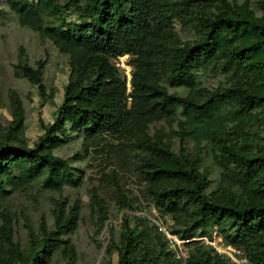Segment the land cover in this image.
Wrapping results in <instances>:
<instances>
[{
	"label": "trees",
	"instance_id": "16d2710c",
	"mask_svg": "<svg viewBox=\"0 0 264 264\" xmlns=\"http://www.w3.org/2000/svg\"><path fill=\"white\" fill-rule=\"evenodd\" d=\"M5 5L20 25L69 58L70 77L53 121L43 125L32 146L12 143L26 113L18 107L12 114L9 139L0 143V204L13 186L82 187L84 171L55 154L76 138L93 145L108 137L126 142L146 124L176 120L182 139L198 148L196 159L185 147L176 153L148 138L136 145L140 150L134 147L154 209L179 237L211 236L217 229L226 245L246 252L250 264H264V0H5ZM179 20L191 34L186 39L175 29ZM124 56L132 67L131 92L116 63ZM16 69L45 95L42 63ZM209 74L223 78L208 86ZM124 218L120 240L111 237L100 264H112L114 255L117 264H232L202 242L191 243L189 258L178 260L146 213ZM76 219L31 233L24 246L3 225L0 264H77L81 254L63 236L77 231Z\"/></svg>",
	"mask_w": 264,
	"mask_h": 264
},
{
	"label": "rangeland",
	"instance_id": "374dc122",
	"mask_svg": "<svg viewBox=\"0 0 264 264\" xmlns=\"http://www.w3.org/2000/svg\"><path fill=\"white\" fill-rule=\"evenodd\" d=\"M175 29L183 39L191 35L180 20L175 22ZM22 63L33 68L42 63L45 95L42 96L37 87L16 72L17 65ZM116 63L127 76L131 92L129 57H121ZM0 66V143L8 141L14 120L12 114L22 107L26 113V124L12 134V143L32 146L43 133V125L53 121L63 102L70 77L69 58L39 32L20 25L14 11L5 5V0H0ZM222 78L209 74L207 85L217 86ZM180 131L179 122L172 120L146 124L136 129L126 142L108 137L107 142L93 145L82 138L74 139L55 154L84 171L83 186L55 191L13 186L7 201L0 204V227L12 228L13 239L24 246L31 233L52 231L56 221L65 224L67 219L76 215L77 231L63 236L69 238L81 254L78 263L100 264L111 237L120 240L124 217L143 213L149 217L154 209L145 192L146 183L137 169L140 152H136L134 147L140 150L136 145L148 138L170 146L176 153L185 147L192 151L190 157L196 159L198 148L186 143ZM213 186L221 185L215 182ZM241 251V257L247 258L246 252ZM89 253H93L94 258L87 259ZM63 264L68 263L64 261ZM112 264H117V255H114Z\"/></svg>",
	"mask_w": 264,
	"mask_h": 264
},
{
	"label": "built area",
	"instance_id": "2783aa9c",
	"mask_svg": "<svg viewBox=\"0 0 264 264\" xmlns=\"http://www.w3.org/2000/svg\"><path fill=\"white\" fill-rule=\"evenodd\" d=\"M147 218L158 226L160 232L166 238L170 250L178 260L185 261L189 258L191 243L202 242L212 247L216 253L228 257L236 264H248L247 258L241 257V249L226 245L217 229L212 231L211 236L199 234L192 238H181L177 234L172 233L168 226L164 224L162 218L155 209L152 210V215Z\"/></svg>",
	"mask_w": 264,
	"mask_h": 264
}]
</instances>
